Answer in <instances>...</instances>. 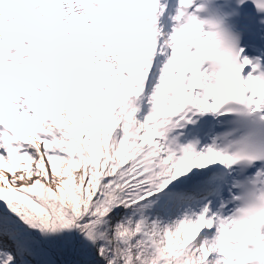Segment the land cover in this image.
<instances>
[{"label":"snow or ice","instance_id":"1","mask_svg":"<svg viewBox=\"0 0 264 264\" xmlns=\"http://www.w3.org/2000/svg\"><path fill=\"white\" fill-rule=\"evenodd\" d=\"M0 264H264V0H0Z\"/></svg>","mask_w":264,"mask_h":264}]
</instances>
